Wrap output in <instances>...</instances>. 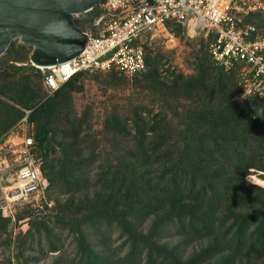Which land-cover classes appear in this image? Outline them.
<instances>
[{"label": "trees", "instance_id": "16d2710c", "mask_svg": "<svg viewBox=\"0 0 264 264\" xmlns=\"http://www.w3.org/2000/svg\"><path fill=\"white\" fill-rule=\"evenodd\" d=\"M75 23L79 26L76 19ZM4 55L11 63L24 60V48L12 43ZM212 64L209 69L201 62L195 74L173 80L178 95L195 91L204 99L192 110L178 147L169 145L173 135L163 116L109 114L104 129L132 138L130 147L115 153V160H100L91 171L85 159L65 147L61 158L54 156L42 164L50 184L61 182L60 191L69 194L65 202L57 203L59 209L67 210V217L61 219L58 213L55 221L76 232L84 264L108 263V231L113 228L119 230L125 246L123 264H202L219 253L223 255L218 264H231L242 256L264 257V188L246 177L250 168L264 176V100L249 97L252 101L246 106L236 97L231 72ZM0 65L7 68L0 77V138L26 115L37 127L33 133L36 147H47L54 140L49 123L56 98L72 89L81 90L82 73L51 95L40 97L41 90L31 85V78H41L38 68ZM210 94L217 99L215 104L208 102ZM70 131L77 136L74 127ZM77 193L81 196L75 199ZM78 212L83 215L77 217ZM9 219L0 212V235ZM146 219L150 223L142 230L139 225ZM44 222L41 218L37 224ZM169 231L186 243L201 238L211 241L183 259L175 246L156 239ZM93 241L103 250L95 248ZM49 245L55 248L52 240Z\"/></svg>", "mask_w": 264, "mask_h": 264}, {"label": "rangeland", "instance_id": "374dc122", "mask_svg": "<svg viewBox=\"0 0 264 264\" xmlns=\"http://www.w3.org/2000/svg\"><path fill=\"white\" fill-rule=\"evenodd\" d=\"M103 10L102 5H97L88 12L75 15L74 19L82 29L95 31L94 21ZM251 21L259 28V32L264 34V14H256ZM178 26H172V39L164 32L148 38L145 48L150 64L142 73L133 76L115 70L84 73L79 78L81 90L72 89L57 96L49 123V135L53 136L54 140L48 142L47 147L37 148V156L42 164L54 156L61 158L65 147H71L76 151L82 161L85 159L84 165L91 171L100 160H115L113 158L115 153L123 152L130 147L132 138L114 135L113 131H117L114 129H104V121L109 114L128 118L135 116L136 113L147 118L154 114L158 117L163 116L173 135L169 145L173 149L178 147V138L186 129L192 110L201 106L204 99L195 91L191 94L187 91L181 96L178 95L172 88L173 80L178 75L188 77L195 74L196 67L201 62L209 66V69L213 66L208 56L207 40L200 35H192L186 27ZM13 43L16 46L21 45L17 39ZM23 48L24 60L11 63L3 54L0 57V64L8 67L11 64L29 67L27 53L30 47L24 45ZM231 77L238 91L236 97L245 101L244 104L248 106L251 98L240 96L236 73L232 71ZM31 85L41 90L40 97H44L40 77L31 78ZM208 102L215 104L217 99L210 94ZM128 123L130 127V119ZM73 127L78 130L76 137L70 131ZM36 129L34 123L21 117L1 136L0 199L15 176L17 151L22 137L25 134H33ZM58 141L61 144H57ZM261 174L262 171L250 168V173L246 177L250 182L264 188L263 184L256 181L258 178L264 182V176H260ZM44 176L47 180L44 197L30 203L14 205L7 215L0 209L2 216L10 218L5 231L0 235V264H84L77 251L76 232L71 231L68 225L61 226L60 222L55 221V214H62L61 219L67 217V210L59 209L57 203L65 202L69 194L60 191L63 189L60 187L61 182L55 180V183L50 184L47 176ZM80 196L78 193L74 195L75 199ZM76 215L81 217L83 214L78 212ZM41 218L45 222L38 226L37 221ZM150 220L146 219L139 227L145 230ZM108 232L111 256L107 264H123L122 256L126 250L121 244L119 230L113 228ZM171 232L160 234L156 239L168 247L175 246L177 255L183 259L194 251L208 246L211 241L210 238H201L186 243L181 241V236L173 235ZM49 240L53 241L55 248L50 247ZM93 242L95 248L103 250L98 241ZM222 255L223 253L212 255L202 264H218L222 260ZM231 264H264V257L254 259L242 256Z\"/></svg>", "mask_w": 264, "mask_h": 264}, {"label": "built area", "instance_id": "2783aa9c", "mask_svg": "<svg viewBox=\"0 0 264 264\" xmlns=\"http://www.w3.org/2000/svg\"><path fill=\"white\" fill-rule=\"evenodd\" d=\"M102 7L95 31L83 29L87 42L80 53L37 67L44 97L79 72L142 73L148 38L165 33L172 39V26L180 25L207 40L214 65L236 73L242 98L264 100V34L250 19L264 14V0H107ZM19 145L15 176L0 199L4 215L14 205L44 197L47 186L33 134H25Z\"/></svg>", "mask_w": 264, "mask_h": 264}, {"label": "water", "instance_id": "95a60500", "mask_svg": "<svg viewBox=\"0 0 264 264\" xmlns=\"http://www.w3.org/2000/svg\"><path fill=\"white\" fill-rule=\"evenodd\" d=\"M107 0H0V56L14 40L31 48L29 68L67 61L80 53L87 34L74 16ZM7 68L0 65V77Z\"/></svg>", "mask_w": 264, "mask_h": 264}, {"label": "crops", "instance_id": "0c3cea01", "mask_svg": "<svg viewBox=\"0 0 264 264\" xmlns=\"http://www.w3.org/2000/svg\"><path fill=\"white\" fill-rule=\"evenodd\" d=\"M21 46H23L24 47V45H21ZM26 46V45H25ZM26 47H28V46H26ZM30 51H31V48L29 49V52L27 53L28 54V56H29V53H30Z\"/></svg>", "mask_w": 264, "mask_h": 264}, {"label": "bare ground", "instance_id": "6f19581e", "mask_svg": "<svg viewBox=\"0 0 264 264\" xmlns=\"http://www.w3.org/2000/svg\"><path fill=\"white\" fill-rule=\"evenodd\" d=\"M190 32L192 33V28L190 29Z\"/></svg>", "mask_w": 264, "mask_h": 264}, {"label": "flooded vegetation", "instance_id": "af4514ba", "mask_svg": "<svg viewBox=\"0 0 264 264\" xmlns=\"http://www.w3.org/2000/svg\"><path fill=\"white\" fill-rule=\"evenodd\" d=\"M6 73V72H5Z\"/></svg>", "mask_w": 264, "mask_h": 264}]
</instances>
